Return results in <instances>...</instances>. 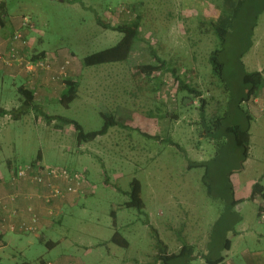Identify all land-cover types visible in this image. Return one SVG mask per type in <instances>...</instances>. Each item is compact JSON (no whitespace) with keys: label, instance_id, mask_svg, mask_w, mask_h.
I'll use <instances>...</instances> for the list:
<instances>
[{"label":"rangeland","instance_id":"374dc122","mask_svg":"<svg viewBox=\"0 0 264 264\" xmlns=\"http://www.w3.org/2000/svg\"><path fill=\"white\" fill-rule=\"evenodd\" d=\"M240 1L6 0L9 14L30 17L38 31L30 32L33 40L28 54H55L58 68L69 60L67 75L79 80L80 87L77 99L68 107L60 103L63 81L58 83L55 98L37 100L38 108L33 107L20 120L0 118V165L7 174L8 160L12 165L30 163L40 154L41 163L78 171L88 183L77 204L47 207L53 223L49 228L40 230L39 226L37 232L25 235L6 233V240L0 243V264H161L152 229L158 231L170 253H178L182 241L199 250L205 248L211 228L227 213L226 207L207 195L204 170L188 169L184 155L166 141L170 138L179 143L192 161L214 155V146L199 130L201 99L179 92L171 72L149 78L138 73L137 67L155 64L154 51L179 77L203 92L213 114L225 96L209 63L211 54L221 46L212 22L222 13L234 15ZM263 1H245L228 34L221 58L233 76L231 83L238 82L241 54H245L246 71L264 72ZM98 19L113 25L139 21V40L128 61L82 65L84 57L112 48L123 38L120 32L101 28ZM21 86H28L27 81L14 77L2 81L1 76L0 107L12 110L21 106ZM255 100L264 107V88ZM253 105L247 104L250 111ZM41 111L74 120L86 133L104 127V114L114 115L119 124L106 135L80 144L74 125L60 120L49 124ZM253 124L249 165L264 166V125ZM135 179L142 185L148 219L124 207ZM260 204V199L247 200L230 214L231 221H227L235 222L228 234L232 247L220 252L225 257L222 264H252L264 259ZM116 231L129 241L128 249L110 242ZM50 240L57 246L49 249L45 243ZM194 264L205 262L196 259Z\"/></svg>","mask_w":264,"mask_h":264},{"label":"trees","instance_id":"16d2710c","mask_svg":"<svg viewBox=\"0 0 264 264\" xmlns=\"http://www.w3.org/2000/svg\"><path fill=\"white\" fill-rule=\"evenodd\" d=\"M245 1L250 2L252 0H241L240 4H238L239 7H234V15L231 14L223 16L222 13L216 22H212L214 31H216L220 37L221 46L211 54L209 63L212 67V76L217 79L218 85L222 89V93L225 96L224 101H218V106L213 114H210L208 109L210 103L206 99L202 98L203 92L188 83L185 79L179 77L177 75V71L175 69H171L167 62L160 58L154 51H152V54L155 56V64H147L137 67L138 73H140L143 77L149 78H152L159 72L165 70L169 71L175 76V79L179 84V92L194 95L195 97L201 99V120L198 123L199 130L202 134L201 137L214 146V155L208 160L192 161L189 159L185 148H183L179 143L170 138H167L166 141L184 155L188 163V169L199 168L204 170L202 180L206 188L207 195L215 201L223 203L226 207L225 209L227 210V213H222L218 220L214 223L213 228H211L209 232V238L204 245L205 248L202 250H199L196 245L182 241L183 244L179 252L170 253L169 246L160 238L158 231L156 229H152L157 240L156 247L154 246V249L157 251L156 258L161 264H194L196 259H202L205 264H222L225 261V257L220 252L224 249L229 251L232 247V241L228 238V234L233 232V223L235 225V222H228L229 220L231 221L230 214L232 211L247 200L254 201L260 199L261 204L258 210L259 217V213L263 207L264 185L260 181H257L253 185L252 192L247 199H238L233 177L235 174L241 173L244 170L245 163L249 158L251 127L254 121V116L247 107V104L254 102L261 89L264 88V77L262 72L246 71L245 65L242 62L245 54H241L238 57V63L241 71L238 77V82L231 83L233 76L226 71V64L221 58L223 48L227 43L228 34L231 28H233L234 21L237 19L239 12H241V6L245 3ZM262 8H264V1ZM7 14L8 5L6 2H1V26L4 24V18ZM98 24L104 30H112L122 33L123 38L112 48L84 57L82 65L88 68L107 64L124 63L128 61L134 45L139 40V21L136 20L131 23L126 22L113 25L103 23L100 19H98ZM41 58H45V52H42L39 55L35 54L32 57L33 60ZM63 81L64 89L60 96V103L68 107L78 97L80 81L67 76L66 79L60 78L58 81L54 82ZM19 92L22 97H24L22 105L10 111L0 107V118L10 116L13 120H20L23 116L29 114L33 107L38 108L35 103V92L32 89L21 86L19 88ZM41 113L43 115V119H46L49 124L56 120H60L65 124L74 125L78 133L77 139L80 144L93 141L99 136L106 135L111 128L119 124L114 115L104 114V127L99 131L86 133L83 131L82 126L74 120L59 116L52 117L45 114L43 111H41ZM41 162L42 158L39 154L38 158L30 163L24 162L23 164L20 163L15 165H17V171H19L20 168H23L27 164L37 166ZM3 180L4 179L1 176V181ZM141 193L142 185L137 179H135L131 183V190L128 193L130 200L124 204V207L126 209L137 210L140 215H144L148 219L145 212V203L141 197ZM82 195L84 196L85 193L81 192L79 196ZM116 215V211H113L114 219H116ZM1 239L2 237L0 235V240ZM40 240L43 243L45 242L42 238ZM110 242L124 249H128L130 246L129 241L123 237L119 231L114 233ZM45 244L49 249L57 246V242L55 243L51 240ZM50 263L51 262H45V264Z\"/></svg>","mask_w":264,"mask_h":264},{"label":"built area","instance_id":"2783aa9c","mask_svg":"<svg viewBox=\"0 0 264 264\" xmlns=\"http://www.w3.org/2000/svg\"><path fill=\"white\" fill-rule=\"evenodd\" d=\"M22 29L17 31L5 44V49L0 44V64L12 68L20 74H28L37 76L38 73H47L51 75V80L58 81L60 78L66 79L68 76V67L70 61L66 60L55 71L53 69V62L49 58H41L33 60V55H29L19 47L20 42L25 41L24 32L26 30H33L34 25L28 18L23 19ZM256 103L257 100H255ZM261 112L264 113V107H261ZM21 181H28L40 188H45L47 192L41 194L42 203L49 206H54L57 202L66 203L68 198L74 195H80L84 192V186L87 180L80 172L68 169L66 167L49 166L43 163L37 166L27 164L10 178L11 185H18ZM5 185L3 181L0 182V229L1 232L12 233H35L39 230L41 216L34 212L32 207L29 209L31 214L30 221L18 222L19 211L11 208L10 203H14L20 198L18 191L6 194L4 191ZM35 196L28 195L29 199ZM259 213V220L264 224V203ZM50 210L49 214H52ZM70 264V263H69Z\"/></svg>","mask_w":264,"mask_h":264},{"label":"crops","instance_id":"0c3cea01","mask_svg":"<svg viewBox=\"0 0 264 264\" xmlns=\"http://www.w3.org/2000/svg\"><path fill=\"white\" fill-rule=\"evenodd\" d=\"M64 0H61L63 2ZM1 2H6V0H0ZM7 3V2H6ZM28 18L32 21L30 17H27L26 15H18V14H7L4 18V24L0 25V40H1V46L5 49V44L7 41L19 30L22 29V23L23 19ZM35 32H38L37 29H34ZM31 30H26L24 32L25 35V41L19 43V47L21 50L26 51L29 53V45H32L33 38L30 37ZM9 36L5 39L4 37ZM3 41V42H2ZM39 55V54H36ZM46 58H49L53 62V68L56 71V68H58V62L54 59H57V55H46ZM60 64V63H59ZM262 70H259V72ZM264 72L262 71V74ZM2 76V81H5L7 77H14L15 79H20L27 81L28 86H25L27 88L32 89L35 92V103L37 100H40L41 102H48L49 98H55L53 94H55L56 91L60 88L59 82L51 81L50 74L47 73H38L37 76H31L28 74H20L13 70L12 68L6 67L2 64H0V79ZM264 77V75H263ZM64 86V85H63ZM63 86H61L60 94L63 92ZM20 88V87H19ZM258 102V100H257ZM264 102H262L263 104ZM261 104V102H260ZM6 110L10 111L9 109L5 108ZM251 112L254 116V126L262 127L264 125V113L261 112L260 105L254 101V105L251 108ZM9 117V116H6ZM4 119V118H1ZM10 121L12 120L9 117ZM252 136V134H251ZM252 144L250 142V151H249V158L245 163L244 170L241 173L235 174L233 177V182L236 190V194L238 199H247L251 192L253 185L260 181L264 185V166L260 165H249L251 161V153H252ZM12 161L8 160L6 162V172L3 171L1 165H0V181L1 176L3 177V184L5 185L4 191L7 195L10 193H14L18 191L20 193V198L14 203L11 204V208H14L19 211V217L18 222L20 221H30L31 214L29 213V209L32 207L33 211L38 213L41 216L40 220V230H43L45 228H49L52 223V219L50 216H48L47 206L42 203V200L40 198L41 194H45L47 190L45 188H40L36 185L31 184L28 181H21L18 185H11L10 184V178L15 175V172L18 170L17 165H12ZM24 163V162H23ZM22 163V164H23ZM28 163V162H27ZM21 164V165H22ZM51 166V165H49ZM60 167V166H57ZM8 171L10 172V176H8ZM7 177V178H5ZM28 195L35 196L32 200L28 198ZM81 197L78 195L77 197L70 196L67 203H71V206L77 204ZM62 203L57 202L54 206L60 207ZM57 215V214H56ZM55 215V216H56ZM54 216V217H55ZM1 217V216H0ZM63 218V217H61ZM6 233H12V232H1L0 229V235L2 239L0 240L4 242ZM16 234H22L20 232ZM25 235V234H22ZM252 264H264V259H258L252 262Z\"/></svg>","mask_w":264,"mask_h":264}]
</instances>
